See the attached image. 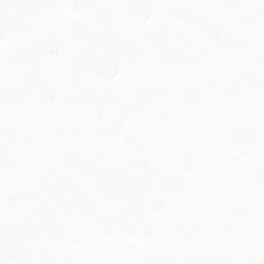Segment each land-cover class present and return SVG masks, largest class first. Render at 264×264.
<instances>
[{
    "label": "snow or ice",
    "instance_id": "6c2138e0",
    "mask_svg": "<svg viewBox=\"0 0 264 264\" xmlns=\"http://www.w3.org/2000/svg\"><path fill=\"white\" fill-rule=\"evenodd\" d=\"M0 264H264V0H0Z\"/></svg>",
    "mask_w": 264,
    "mask_h": 264
}]
</instances>
